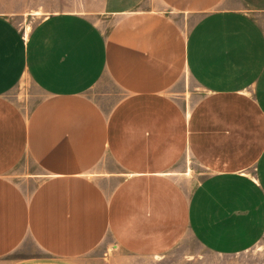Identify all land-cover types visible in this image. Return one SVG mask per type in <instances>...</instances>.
I'll use <instances>...</instances> for the list:
<instances>
[{"label": "crops", "instance_id": "1", "mask_svg": "<svg viewBox=\"0 0 264 264\" xmlns=\"http://www.w3.org/2000/svg\"><path fill=\"white\" fill-rule=\"evenodd\" d=\"M152 1L105 0L110 32L0 14V264H93L109 237L154 255L186 232L238 253L264 235V4L159 0L193 16L184 31ZM183 71L203 92L187 109L169 95ZM24 78L43 94L30 111L8 97ZM104 78L124 94L108 111L89 94ZM185 155L204 174L189 195L171 175Z\"/></svg>", "mask_w": 264, "mask_h": 264}, {"label": "rangeland", "instance_id": "2", "mask_svg": "<svg viewBox=\"0 0 264 264\" xmlns=\"http://www.w3.org/2000/svg\"><path fill=\"white\" fill-rule=\"evenodd\" d=\"M105 0H0V14L13 20L22 30L35 26L42 18L55 12H75L92 19L105 31L110 32L118 22L117 16L104 11ZM264 0H225L222 5L241 7L262 5ZM151 9L161 11L174 19L187 31L193 16L184 17L165 7L159 0H153ZM255 18L264 28V12L255 13ZM89 94L106 111L124 95L109 79L104 78ZM169 95L183 108L187 109L202 102L200 89L187 71H183L180 80L171 88ZM8 97L17 102L25 111H30L43 97L32 81L24 78ZM25 170L19 174H38L31 161H25ZM188 173V174H187ZM174 177L189 195L198 181L202 179V167L194 159L185 155L172 170ZM93 264H264V235L248 250L238 253H214L201 247L193 236L186 232L182 240L165 252L154 255H138L120 248L113 238H105L86 256Z\"/></svg>", "mask_w": 264, "mask_h": 264}]
</instances>
